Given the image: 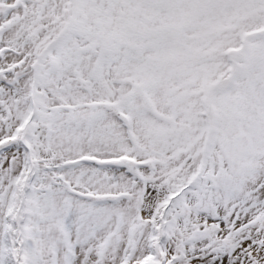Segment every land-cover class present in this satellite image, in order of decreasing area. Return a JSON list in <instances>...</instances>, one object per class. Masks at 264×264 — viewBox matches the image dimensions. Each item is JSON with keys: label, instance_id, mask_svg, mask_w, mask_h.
<instances>
[{"label": "snow or ice", "instance_id": "6c2138e0", "mask_svg": "<svg viewBox=\"0 0 264 264\" xmlns=\"http://www.w3.org/2000/svg\"><path fill=\"white\" fill-rule=\"evenodd\" d=\"M0 264H264V0H0Z\"/></svg>", "mask_w": 264, "mask_h": 264}]
</instances>
